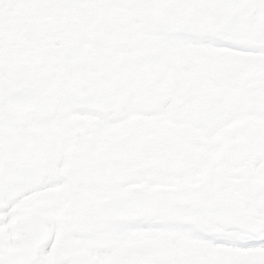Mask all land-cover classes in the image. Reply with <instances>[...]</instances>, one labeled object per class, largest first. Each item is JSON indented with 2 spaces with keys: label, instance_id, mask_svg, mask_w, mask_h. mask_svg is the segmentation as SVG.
<instances>
[{
  "label": "snow or ice",
  "instance_id": "obj_1",
  "mask_svg": "<svg viewBox=\"0 0 264 264\" xmlns=\"http://www.w3.org/2000/svg\"><path fill=\"white\" fill-rule=\"evenodd\" d=\"M0 264H264V0H0Z\"/></svg>",
  "mask_w": 264,
  "mask_h": 264
}]
</instances>
